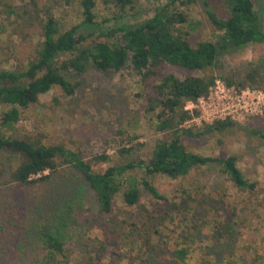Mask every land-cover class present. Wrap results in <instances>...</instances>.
Returning <instances> with one entry per match:
<instances>
[{"label": "trees", "instance_id": "trees-1", "mask_svg": "<svg viewBox=\"0 0 264 264\" xmlns=\"http://www.w3.org/2000/svg\"><path fill=\"white\" fill-rule=\"evenodd\" d=\"M63 1L67 6L76 3L80 6L82 22L65 29L52 15L37 21L41 41L34 48L32 57L26 63L0 70V152L8 156L0 163V181L7 189L13 186L43 188L69 167L86 180L94 192L98 210L92 214V209L86 208L82 199L68 189L54 197L47 194L51 190L45 189L36 205L31 204V200L24 201L37 208L39 214L24 227L13 230L11 225L2 224L0 218V254L6 255L10 248L9 238L19 237L25 240L17 247L22 252L20 264H72L68 244L76 238L83 239L85 232L98 228L102 231V239L93 240L97 253L94 264H102L107 258H113L109 247L114 244L120 248V226L128 225L126 220L121 223L114 214L115 198L122 194L128 206L136 207L144 190L155 201L165 203L167 210L159 217L160 228L155 233L147 223L142 227L136 223L128 225L132 227L129 236L133 240L124 244L129 251L121 258L133 259L134 264H164L160 255L164 256L165 251L157 253L154 242L158 235L160 242L164 239L173 242L169 253L171 264H189L191 238L198 229L204 228L209 233V249L221 246L228 249L226 254L232 257L230 250L236 242L238 226L236 215L233 214L232 220H211L198 225L204 222L198 218V207L207 208V217L218 213L224 200L196 199L187 188L176 189L169 197L159 192L153 180L157 176L182 180L194 170L215 165L238 190L251 193L257 189L258 184L250 183L239 168L237 156H202L189 151L182 142L183 137L202 139L238 126V123L228 120L189 129L182 125L190 119L185 111L186 104L208 95L217 79H222L228 86L264 90V60L251 63L242 79L192 74L181 79L165 73L163 68L170 65L192 72H206L217 66L218 55L223 51L264 44L257 0H218L221 3L213 0H153L156 3L154 13L147 18L136 12L133 0H116L122 12L101 23L97 20L95 0ZM197 4L203 8L216 34L214 40L193 45L189 29H194V25L189 22L186 10ZM9 13L18 15L14 8ZM90 69L105 74H119L128 69L139 78L138 96L142 100L144 119L160 135L154 141L148 159L114 164L106 152L88 157L61 143L47 145L34 136L20 137L9 133L18 124L21 111L39 104L40 98L53 89H61L66 97L75 96ZM123 132L121 129L120 133ZM255 133L264 138L262 133ZM132 140H138V136L129 137L128 143L118 149V155L129 156L138 147H144L130 145ZM170 224L178 230L163 233ZM206 253L210 257V253ZM121 258L112 259L111 264L120 262ZM215 260L214 264H225V260L222 263Z\"/></svg>", "mask_w": 264, "mask_h": 264}, {"label": "rangeland", "instance_id": "rangeland-1", "mask_svg": "<svg viewBox=\"0 0 264 264\" xmlns=\"http://www.w3.org/2000/svg\"><path fill=\"white\" fill-rule=\"evenodd\" d=\"M95 1L97 20L100 23L111 20L122 12L116 0ZM133 2L136 12L142 18L154 13L156 3L153 0ZM13 8L18 11V15L9 13ZM257 11L264 31V0H257ZM186 12L189 22L194 25V29H189L193 45L215 39L213 25L200 4L192 5ZM221 12H224L222 8ZM48 15L58 19L65 29L76 26L83 20L77 3L67 6L63 0H0V70L26 63L32 57L34 48L41 41L36 22L46 19ZM260 60H264V44L223 51L218 55L217 66L206 72H192L170 65H166L163 70L181 79L189 74L197 77L214 75L216 78L223 76L242 79L251 68V63ZM75 80L78 81L79 78ZM139 93V78L128 69L119 74H105L90 69L85 75L83 86L75 96L66 97L61 89H53L40 98L39 104L22 110L18 124L9 133L20 137L34 136L47 145L61 143L69 149L83 152L88 157L106 152L112 157L114 164L145 160L150 157L154 141L160 135H157L150 127L149 121L144 119ZM121 129H124L123 134L120 133ZM255 132L264 135V118H249L238 123V126L202 139L182 138L189 151L202 156H237L238 166L246 179L250 183L258 184L254 192L238 190L215 165L194 170L182 180H172L165 176H157L153 180L159 192L169 197L176 189L187 188L196 199L224 200L221 210L207 217V208L198 207V218L204 220L203 223H198L200 226L211 220H232L233 214L236 215V242L230 250L233 256L226 254L229 250L221 246L209 249L211 244L208 242V229H198L191 238L189 264H214L215 259H219L217 263L225 260V264H264V138ZM134 135L138 136V140H132L130 145L140 144L144 147H138L129 156L118 155V149L128 143L129 137L132 139ZM7 159V154L0 152V163ZM45 189L47 192L51 190L47 193L50 197L68 189L82 199L86 208L92 209V214L98 210L96 197L86 180L75 170L65 167L43 188L25 189L13 186L7 189L0 181L2 224L11 225L15 230L24 227L33 217L39 216L37 208L28 206V202L24 201L31 200V204L36 205ZM166 210L165 203L155 201L152 195L144 190L141 191L140 203L136 207L128 206L123 201L122 194L114 201V214L121 223L126 220L128 225L136 223L139 227L147 223L149 227L152 226L153 233L160 228L159 217ZM128 225L120 226V248L114 244L109 247L113 261L119 260L124 252L129 251L124 248V244L133 240V237L129 236L132 227L129 228ZM168 226L163 233L178 230L173 224ZM83 236V239L76 238L67 246L72 264H94L97 253L94 252L93 240L98 237L102 239V231L94 228ZM154 239L157 253L165 251L164 256L160 255L161 261L171 264L169 253L173 242L167 239L160 242L158 235H155ZM22 241L25 240L19 237L12 240L9 238L7 243L10 248L6 255L0 254V264L21 263L19 259L22 252L18 251L17 247ZM135 252L137 253V247ZM206 252L210 253V257ZM121 259L116 264H134L133 259ZM111 260L107 258L102 264H111Z\"/></svg>", "mask_w": 264, "mask_h": 264}, {"label": "built area", "instance_id": "built-area-1", "mask_svg": "<svg viewBox=\"0 0 264 264\" xmlns=\"http://www.w3.org/2000/svg\"><path fill=\"white\" fill-rule=\"evenodd\" d=\"M185 111L190 116L182 125L185 129L228 120L241 123L249 118H264V90L228 86L217 79L208 95L188 102Z\"/></svg>", "mask_w": 264, "mask_h": 264}]
</instances>
